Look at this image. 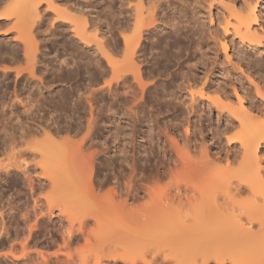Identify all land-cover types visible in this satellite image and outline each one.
<instances>
[{"label": "rangeland", "instance_id": "rangeland-1", "mask_svg": "<svg viewBox=\"0 0 264 264\" xmlns=\"http://www.w3.org/2000/svg\"><path fill=\"white\" fill-rule=\"evenodd\" d=\"M77 1L79 4H85V0ZM0 2V15L16 13L19 10L18 3L14 4V0H0ZM162 2L158 13L160 16L157 22L158 28L150 27V31L145 32V39H142V48L139 50V53L144 55L141 63L145 82L143 91L128 73L123 78L117 79L107 59L98 49L99 41H103L105 49L120 62L119 67L126 69L122 63L123 51L115 55V50L124 47L121 23L126 20V4L122 5L121 0H90L91 12L86 14L89 16L87 25L89 30L85 35L89 42L81 40L73 32L68 18L56 16L44 4L42 13L45 9V16L39 27L40 31H34L38 41L37 77L34 79L27 68L25 44L14 39L18 35L17 31L7 36L3 32L15 24V17H11L9 23L2 24L3 20H0V140L5 136L4 128L8 132L14 131L17 134L25 130V126L23 128L21 125L22 122H27L31 127L39 130L27 136L14 150L4 149L0 142V163L7 165L11 161L26 158L30 161L29 164H35L41 160V156L37 152H31H34L32 148L37 144L40 145L38 142L44 139V128H52L50 130L53 133L59 131L60 139L69 135L77 144L88 130V120L95 118L97 119L93 129L95 134L90 138L91 140H84L82 150L85 154L93 155L97 179L108 180L98 191L101 195L110 189L109 186L112 185L115 177L122 186H125L131 176L143 184L152 185L155 173L162 174L179 161L172 140L175 138L179 146L189 147L187 150L191 154L190 158L196 162L205 160L201 157V149L207 146L210 157L208 160L212 162L214 158V161L220 159L216 164L220 165V168L226 167L227 171L223 172H228L229 176L234 177H230L231 181H237L236 177L239 178L246 171V169L242 171L246 161L241 152L237 159L231 160L232 163L227 160L229 149L241 148L239 143L232 144V147L228 146L227 139L242 135L239 126L223 131L226 121L224 118L219 119L217 107L200 97L197 102L200 113L190 112L191 100L186 79L196 74L197 81L201 83L200 79H204L205 71L208 73L212 70L213 73L207 80L208 85L218 86L219 83H226L231 93L233 89L231 96L233 100H231L237 106L233 87L236 85L239 89L240 84L236 79V73L242 75L247 85L250 80L246 73L252 74V77L264 86V46L257 51L229 34L226 40L229 43L227 52L233 58V62H230L221 43L222 39L225 40L224 18L228 19L230 16L227 5L229 6L231 2L236 8L246 9L248 2L252 5L256 4L258 23L264 28V0H162ZM55 5L61 10H66L65 12L74 18L81 17L78 11L70 9L69 11L66 6L58 2ZM113 11L118 15L117 19L113 18L115 13ZM91 16L96 19L98 25L96 33L102 32L99 35L102 40L95 38L93 35L95 29L89 27ZM173 18L176 19L175 23L180 21L177 28L170 26V20ZM227 19L225 18V21ZM159 22L164 24V28L159 27ZM18 25L21 28V25ZM261 37L264 39V35ZM236 63L241 65L245 72L242 73ZM6 71L8 75H5ZM132 82L134 87L128 89V84ZM198 88V86L193 87V90L198 91ZM251 92L254 94V89ZM214 94L211 92L209 95L215 96ZM187 127L189 133L186 132ZM217 128L220 132L214 133ZM187 140L188 143L190 141L189 146L185 143ZM260 152V157H263L261 164L264 166V143L260 147ZM59 158L57 156L52 161H47V165L56 166L62 163L66 165L65 161ZM208 160L205 162L208 163ZM212 164L215 165L212 162L210 166L215 167L218 172L222 171ZM227 167L231 169L228 170ZM250 169L247 167L248 174ZM30 173L34 178L32 185L37 188L36 191L31 189L30 181L21 170L12 168L10 173H5L0 169V264H81L85 259L89 264H93L101 241H96L97 237H95L88 246H84L83 239L79 243L75 242L67 246L64 243L63 232L65 233L70 227L67 215L75 220L85 213H99L100 198L98 200H96L98 197L95 198L99 193L92 197L94 202L90 206L91 197L86 204L84 202L88 199H84L85 196L83 198L80 194L77 196L79 192H75L76 181L80 184L81 177L75 182V178H71L75 184V187L74 184L71 186L74 190L69 186L71 184L68 185L70 183L67 182L69 175L66 178L68 172L64 173L63 179L67 180L65 183L59 178L58 181L62 185L67 184L71 192L74 191L75 196L73 192L71 194L68 191V186L64 185V190L67 189L65 191L68 192H65L66 197L59 190L62 189V185L58 186L44 180L41 182L42 186L38 187V175L41 173L39 166L31 167ZM170 180V176L167 175L159 180V183L165 185ZM143 192L145 191L139 192V195L143 194L141 196L145 197ZM171 192L174 193L175 190ZM69 193L71 197H68ZM222 193L218 192V201L228 202L227 196L225 194L223 196ZM251 193L254 191L246 190L244 193H239L240 195L233 193L234 195L230 196L240 202L242 200L263 202L259 195L254 198L257 192L254 195ZM147 198H140V201L131 199L129 203L138 205ZM66 202L70 203L69 206ZM95 202L97 204H94ZM65 203L68 207H65ZM229 203L232 201L229 200ZM31 225L34 226V230L30 234ZM74 227H79L76 220ZM3 229L7 230L4 235ZM86 229L88 232L95 229L99 233L101 228L91 220L86 225ZM218 233L222 232L218 231ZM154 238L155 240L152 238L151 242L156 246L157 234ZM237 243H232L234 246L231 249L234 250ZM159 244L162 245L160 239ZM243 244L247 246L246 243ZM40 250L42 254L44 253L43 257ZM24 252H28L29 255L27 253L28 256H23ZM236 253L240 258V253L234 254ZM223 254H226L225 251ZM16 255L18 258L13 257ZM44 256L47 259L45 262ZM236 256L234 255V260H237ZM147 258L151 259L150 254ZM244 259L242 263L246 264V258ZM187 261L184 260L183 263L187 264L185 263ZM213 261L211 260L210 264H215ZM108 262L107 264H114ZM233 262L226 261L225 264H240L239 261ZM117 264L124 263L119 261Z\"/></svg>", "mask_w": 264, "mask_h": 264}, {"label": "bare ground", "instance_id": "bare-ground-1", "mask_svg": "<svg viewBox=\"0 0 264 264\" xmlns=\"http://www.w3.org/2000/svg\"><path fill=\"white\" fill-rule=\"evenodd\" d=\"M14 2V4L18 3L19 10L12 14L2 13L0 15V20H3V22H1L2 24L5 22L9 23L12 19L11 17H15V24L6 28L3 32L4 35L7 36L17 31L18 35L14 39L22 41L25 44L26 55L28 57L27 68H29V74L33 79L37 77L36 64L38 62L36 53L38 41L34 31L36 30L37 32L40 29L39 27L45 16V9L44 13H42L44 4H46L56 16L68 18L73 32L79 36L81 40L86 42L90 41L85 36L89 30L87 28L89 16L86 14H90L91 12L89 9L90 0H85L84 5L79 4L77 0H14ZM56 2L66 6L68 10L78 11L81 13V17L74 18L71 14L66 13V10L58 8L55 5ZM162 3V0H121L122 5L126 4V20L121 23V27H123L121 36L123 37L124 47L123 49L115 50V55L123 51L122 63L126 69L119 67L120 62L115 60L105 49L103 41H99L98 45L99 51L107 59L108 65L112 68L117 79L123 78V76L128 73L132 77L134 83H136L142 91L145 88L143 72L141 71V63L143 62L142 57H144V55L143 53H139V50L142 48V39H145V32L150 31V27L158 28L157 22L160 17L158 13ZM231 4L230 2L229 6L227 5V7H229L228 10L230 9V13H228L230 16L228 19L225 17L227 19L226 21L224 18V22L226 23L224 27L225 40L222 39L221 43L228 56V61L233 62V58L229 52H227L229 49L227 36L232 34L235 38L240 39L242 44L259 51V49H263L264 46L262 41L263 38L261 37V35H264V28L259 26V15L257 13L256 4L252 5L248 2L246 9L242 7L236 8V6ZM117 17L118 15L116 12L113 13V18L117 19ZM90 19L91 23L89 27L92 28V30L95 29L93 34L94 37L102 40L103 38L99 37L102 32L96 33L98 28L96 19L92 16ZM175 20V18L170 20V26L173 28H177L180 22L178 20V22L175 23ZM161 21L164 23V20L161 19ZM18 24L21 25V28ZM163 26L164 24L159 22V27L161 29L164 28ZM89 32H91V30ZM239 67L242 73L245 72L241 65H239ZM212 73V70L208 73L205 71L204 79H200L202 80L201 83L197 81L195 77L196 74L186 79L191 100L189 109L190 112L200 113V109L198 108L199 104L197 103L198 97L206 99L217 107L219 119H225L226 124H224L223 131L230 128H238L239 126V132H241L242 135L240 137L227 139L228 146L232 147V144L239 143L241 147L240 149H229L227 151V160L231 162V160L237 159L236 157L240 155L241 152L247 164L245 165L244 163L242 169V171L246 169L244 174L247 175L245 176L242 174L239 178L236 177L237 181H231L233 176H229L227 174L228 172H223L227 171L225 169L226 167L223 168L222 166L220 168V165L216 164L220 159L216 158L217 161H214V158L212 162L215 165H212L219 167V169L222 170L221 172L214 169L215 167L213 168L210 166L212 162L208 160L210 157H208L207 146H203L201 149V157L205 158V160L203 159L200 162H196L194 159L190 158L191 154H189L190 152L187 150L189 147L184 148L183 146H179L178 140L175 138L172 140L175 143L179 161L175 163L173 167H169L166 171L162 172V174L155 173L152 185L143 184L135 180V177L131 176L125 183V186H122L120 181L115 177L114 181H112V185L109 186L110 189H108L105 194L101 195L98 191L102 189L103 185L108 180L107 178H102V180L101 178L97 179V169L94 167L93 155L85 154L82 150L84 140H89L95 134L93 130L97 123V119L95 118L88 120V130L83 139L78 141L77 144L75 142L76 140L73 142V139L69 135L60 139L59 131L53 133L50 130L52 129L50 126V129L44 128V139L38 142L42 147L36 143L37 146L32 148L34 152H31H37L41 156V160H38L35 164H29L30 161L26 158L22 160L19 159L18 161H11L7 165L0 163V169L5 173H10L12 168L21 170L30 181L31 189L35 191L37 188L32 185L34 178L30 173V168L35 165L41 168L37 183L39 188L42 186L41 182L44 180L61 186V182L58 181L59 178L63 180V183L68 180L67 182H70L68 185L71 184L69 185L71 187L74 184L71 178H75V182L77 178L81 177L82 181L80 182L83 183H80V185L79 182L77 183L76 181L75 192H79L76 194L77 196H79V194L82 195L83 198L85 196L84 199L87 198L88 200L85 202L84 200L81 201L86 204L90 202V206L94 202L92 197L96 196V193H99V196L97 195L95 197H98L96 200L100 198L98 202L99 213L82 214L79 218L75 219L79 225L78 228L74 227L75 220H72L67 215L70 227L66 229L65 233L63 232L64 243L67 246L75 242L79 243L82 239L85 243L84 246H88L91 244V239H95V237H97L96 241H101L93 264H107V261H109L108 263L114 264H117L119 261L124 264H156L157 262H159L158 264H172V262L173 264H184V260H190V262H192L191 264H210L211 260H214L213 262L215 264H225L226 261H239L240 264H245L244 262L242 263V260H245L244 258H246V264H264V166L261 164L263 157H260L261 155L259 154L261 153L260 147L262 143H264V115H262L264 112V86L262 83H258L254 79L255 77H252V74L249 75L246 73L250 80L247 85L242 75L236 73V79L240 84V90L236 85L233 87L234 96L238 103L237 106L234 105L236 103H233V98H231L233 89L231 93L226 83H219L218 86L213 84L208 85L207 80ZM5 75H8V71H6ZM134 83L128 84V89L133 88ZM197 86L199 87L198 91H194L193 87ZM253 89L255 91L254 94L251 92ZM211 92L215 93V96L209 95ZM207 107L209 108L210 106ZM25 108H27V105H25ZM21 125L23 128L25 126L26 129L21 131L20 134L14 131L8 132V130L4 128L3 132L5 136L0 140L4 149L9 148L10 150H14V148L27 136H31L39 131L37 128L28 125L27 122H22ZM57 130H59V128ZM219 130L220 129L217 128L214 133L220 132ZM186 132L189 133L188 127ZM57 133L58 137L56 135ZM74 143L75 146L73 147ZM185 143L189 146L190 141L188 143L187 140ZM61 154L62 157L59 158ZM57 156L59 159L62 158L66 165L64 163L56 166L47 165L48 162L52 161V159H55ZM206 160H208V163L205 162ZM246 166L252 169H250V173L252 171L251 174L247 173ZM227 169L230 170L231 168L227 167ZM65 172H68V174ZM64 173L66 174V178L67 175H69L68 177L71 181H69V178H67V180L63 179L65 177ZM167 175L170 176V182L165 185H160L159 180ZM64 185L65 184H63L61 186L62 189L59 188V190L62 195L65 194L64 196L67 197L66 193L68 192L65 190H67L69 186L66 184L65 186L68 187L64 190ZM142 190L145 191L143 193L146 195L145 197L148 198L142 203H138V205H132L133 202L129 203L131 199L139 201L140 198L144 199L145 197L141 196L143 194L139 195V192ZM172 190H175V192L172 193ZM246 190H251V192L254 191V193H251L253 195L257 192L254 198L258 197L256 195H259L263 199V202L257 203L251 200H245L244 202V200H242L241 202L243 203H241L240 200H236L237 198L234 199V197L230 196L233 193L235 195L244 193ZM68 191L71 192V189L69 188ZM72 192L73 196H75L74 191ZM218 192H223L222 195L225 194V196H227L228 202L227 200L219 202L217 196ZM68 195V197L72 196L70 193ZM104 195L105 197H103ZM89 197H91V199ZM89 199L91 201H89ZM229 200H231L232 203H229ZM66 203L65 207H68L70 203H67L68 206ZM94 204L97 203L95 202ZM238 209L240 211H238ZM242 209H244V211L241 212ZM63 214L66 215L65 212H63ZM91 220L101 228L99 229V233H97L95 229L89 232L87 231L86 225H88ZM33 230L34 226L31 225L29 228L30 234ZM218 231L222 233H218ZM5 233H7V230L3 231V235ZM156 234L157 239L159 234L161 235L159 239L162 241V245L159 244V239L157 242L158 244L156 243L157 240L154 242L156 246L152 245V238L155 240L154 237H156ZM237 242L242 244L238 245L239 243ZM232 243H237V245H235L238 246H235L234 250L231 249L234 246ZM243 243H246L247 246H244ZM239 246L241 247L239 248ZM238 248L241 250L240 252ZM228 249L232 251L230 250V252ZM224 251L226 254H223ZM39 252L42 254L41 250ZM235 252H238V254L240 253L239 256L242 258L240 257V259L237 253L234 254ZM27 253L28 252H24L23 256L27 255ZM149 254L151 259L147 258ZM234 255H237V260H234ZM13 257L18 258L17 255ZM43 260L44 262L47 261L45 256ZM188 261L185 263L189 264L190 262L188 263ZM81 264L89 263L85 259Z\"/></svg>", "mask_w": 264, "mask_h": 264}]
</instances>
